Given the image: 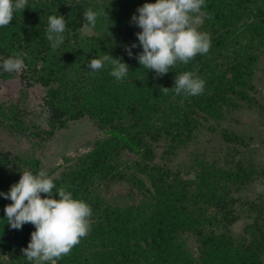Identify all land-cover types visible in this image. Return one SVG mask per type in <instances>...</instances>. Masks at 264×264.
Segmentation results:
<instances>
[{
  "label": "trees",
  "instance_id": "1",
  "mask_svg": "<svg viewBox=\"0 0 264 264\" xmlns=\"http://www.w3.org/2000/svg\"><path fill=\"white\" fill-rule=\"evenodd\" d=\"M145 2L154 0H28L0 27V62L27 53L19 75L23 99L31 84L44 89V127L33 134L45 140L81 118L103 134L48 173L92 210L89 233L57 264H264V198L246 194L264 178V0H205L194 23L209 33V52L160 78L134 58L142 51L135 35L141 29L131 17ZM89 7L105 8L110 20L88 26ZM50 15L66 19L55 51L46 39ZM133 42L130 58L125 45ZM107 53L129 65L125 78L112 77L107 64L90 72V60ZM194 69L205 81L202 94L160 91ZM12 74L0 68L1 77ZM242 111L256 123L247 126ZM0 118L25 128L2 101ZM24 170H43L34 153L0 151V192ZM118 183L131 200L105 197L103 186ZM10 203L0 196V264H32L22 248L34 225L10 228Z\"/></svg>",
  "mask_w": 264,
  "mask_h": 264
},
{
  "label": "clouds",
  "instance_id": "2",
  "mask_svg": "<svg viewBox=\"0 0 264 264\" xmlns=\"http://www.w3.org/2000/svg\"><path fill=\"white\" fill-rule=\"evenodd\" d=\"M205 6V0H154L139 6L131 17V23L141 29L135 35L142 51L134 57L141 67L154 71V78H160L177 64L188 65L198 55H206L211 47L210 35L194 26V21L204 15L202 8ZM26 7L28 0H0V27H7L14 13L22 12ZM83 15L92 28L98 18L110 20L105 8L93 10L89 7ZM65 31L63 15L48 17L46 39L53 51L64 42ZM136 47L135 42L125 45L130 58L133 57L132 49ZM26 56L27 53L17 52L0 62V68L8 73L20 72L25 68ZM106 64L110 66L109 74L118 81L129 73V65L109 53L91 59L87 67L94 74ZM204 88L205 81L194 69L176 74L174 86H162L160 91L167 95L172 90L178 96L189 97L202 94ZM21 173L18 182L13 183L8 192H0V196L12 201L4 208L6 221L10 228L16 230L22 229L26 223L34 225L27 247L22 248L27 261L57 264L89 233L91 207L83 200L75 199L64 186L57 188L45 170L35 174L30 170Z\"/></svg>",
  "mask_w": 264,
  "mask_h": 264
},
{
  "label": "rangeland",
  "instance_id": "3",
  "mask_svg": "<svg viewBox=\"0 0 264 264\" xmlns=\"http://www.w3.org/2000/svg\"><path fill=\"white\" fill-rule=\"evenodd\" d=\"M197 22V21H196ZM194 23V26L196 25ZM87 32L88 29L85 28ZM20 72H13L12 76L1 77L0 75V101L14 107L16 121L25 126L21 131L15 128L16 123L0 118V151H10L16 154L34 155L40 160L42 169L47 173L55 171V168L62 162L63 156L75 155L88 150L91 142L102 137V133L88 118L70 121L66 128L57 129L54 134L45 140L35 136L33 133H40L39 127H44L43 109L41 107L44 89L39 84H31L27 89V96L23 99L20 90L23 85L20 82ZM264 93V77L259 83ZM242 121L251 126L256 123L254 114L248 111L239 113ZM12 124V125H11ZM44 138V134H41ZM185 157L181 153L178 159ZM54 174V173H53ZM103 194L112 200H131L128 187L124 184H106L103 186ZM246 194L251 197L264 198V178L253 183ZM243 220L236 222L234 231H239Z\"/></svg>",
  "mask_w": 264,
  "mask_h": 264
}]
</instances>
